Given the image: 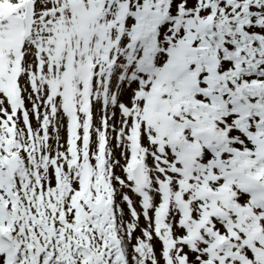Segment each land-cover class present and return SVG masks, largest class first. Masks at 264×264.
I'll return each instance as SVG.
<instances>
[{"label": "snow or ice", "instance_id": "obj_1", "mask_svg": "<svg viewBox=\"0 0 264 264\" xmlns=\"http://www.w3.org/2000/svg\"><path fill=\"white\" fill-rule=\"evenodd\" d=\"M0 264H264V0H0Z\"/></svg>", "mask_w": 264, "mask_h": 264}]
</instances>
